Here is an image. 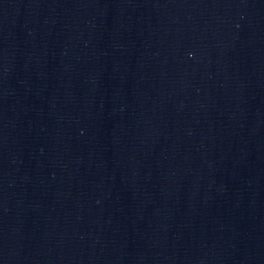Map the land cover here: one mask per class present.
Segmentation results:
<instances>
[{
  "label": "water",
  "instance_id": "obj_1",
  "mask_svg": "<svg viewBox=\"0 0 264 264\" xmlns=\"http://www.w3.org/2000/svg\"><path fill=\"white\" fill-rule=\"evenodd\" d=\"M0 264H264V0H0Z\"/></svg>",
  "mask_w": 264,
  "mask_h": 264
}]
</instances>
